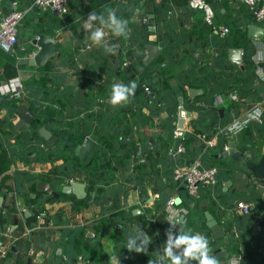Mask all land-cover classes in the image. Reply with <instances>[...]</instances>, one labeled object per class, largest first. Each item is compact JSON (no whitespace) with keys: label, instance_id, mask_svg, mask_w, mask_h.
<instances>
[{"label":"crops","instance_id":"obj_1","mask_svg":"<svg viewBox=\"0 0 264 264\" xmlns=\"http://www.w3.org/2000/svg\"><path fill=\"white\" fill-rule=\"evenodd\" d=\"M12 1L0 0V16L13 7ZM15 1L18 7L25 8L33 0ZM109 1L69 0L64 15L33 6L18 24L16 44L10 51L0 48V86L10 79L19 80L23 86L19 94L4 93L0 87V246H8L0 253V264H118V260L119 264H149L167 239L164 229L171 220L166 217L168 223L163 226L156 216L163 209L173 212L166 206L168 197L177 194L178 206L188 209L180 195L185 191L183 185L176 186L179 190L171 187L168 195L159 186L167 181L174 166L195 159L202 165L219 166L217 183H221L224 195L206 194L205 187L212 191L217 183L203 184L201 199L205 201V211L222 226L223 236L211 234L205 215L203 222L217 239L215 255L220 264H231L239 255L238 264L244 247L238 241L239 235L230 243L227 230L236 226V216L243 213L238 214L226 200L233 193L246 197L252 213L239 219L241 235L249 244L264 246V189L259 188L260 180L245 164L246 154L258 161L264 153V123L251 120L238 134H230L224 127L246 119L256 107L264 109V79L260 77L264 74V59H260L264 57V35H248L252 23L264 32V21L256 20L242 0H207L214 10L212 24H207L203 11L191 8L188 0H139L130 16L116 10L118 16L129 21L130 34L127 38L109 34L108 42L118 46L112 55L92 45L89 32L83 28L89 13L100 14L106 6L112 7ZM144 16L146 30L142 32L136 25ZM222 26L229 27L226 36L220 33ZM41 32L56 39L57 53L41 65L20 62L24 55L38 49L32 39ZM228 40L231 45L226 46ZM148 43L160 46L148 63L157 66V85L151 88L148 84L147 91L134 80V97L126 105L113 107L109 102L112 85L128 84L131 77L137 78L138 64L131 58L142 51L145 63ZM86 44L91 47L84 48ZM231 47L242 48L243 67L229 60ZM215 56L219 63L213 59ZM127 59L130 63L124 65ZM31 79H36L34 85L40 89L35 112L26 100L25 84ZM177 87L182 91L172 98V90ZM70 88L73 95L58 100L66 108L58 115H46L59 106L50 98V91L62 93ZM233 90H237L236 99L231 97ZM72 98L75 107L71 108L66 101ZM20 106L32 112L29 121L20 114ZM180 106L189 115L184 117V150L178 157L173 149L176 137L171 133L173 127H178ZM261 118L264 120V116ZM68 120H74L68 135L74 162H68L63 155L70 154V145L55 146L57 139L53 138L59 133L57 128L66 127L62 123ZM42 126L50 132L48 137L40 132ZM87 136L96 142L92 154L98 147L106 150L97 174L105 178L104 183L89 181L87 161L92 154L82 160L76 151ZM42 138H53L54 146H46ZM231 140L243 152L239 161L221 155ZM41 180L49 182L51 189L40 188ZM73 180L86 183L82 197L64 191V186ZM53 190L58 196H50ZM238 200L241 199L233 200L234 206ZM38 207L43 208L41 213ZM4 211L7 216L2 218ZM37 213L41 214L39 218ZM36 224L34 230L22 234ZM65 227L77 230L65 231ZM7 228L18 236L16 241L9 243L4 233ZM127 228L133 235L138 229L149 237L147 251L136 253L126 248L128 238L123 231ZM33 232L39 234L34 237L35 247H24L20 238ZM88 251L90 257L84 256ZM218 251L225 254L218 255Z\"/></svg>","mask_w":264,"mask_h":264},{"label":"trees","instance_id":"obj_2","mask_svg":"<svg viewBox=\"0 0 264 264\" xmlns=\"http://www.w3.org/2000/svg\"><path fill=\"white\" fill-rule=\"evenodd\" d=\"M15 1V0H13ZM12 1V2H13ZM17 2V1H16ZM110 5L118 11V13L120 14H124L126 16H130L132 14V12L136 9L139 0H110ZM12 8V7H11ZM192 8V7H191ZM252 11V10H251ZM204 19V18H203ZM213 22H214V18H213ZM137 28L144 32L146 30V22L142 21V18L139 19L138 23H137ZM136 26L134 27L136 30ZM229 28V27H228ZM228 33V32H227ZM227 35V34H226ZM225 35V36H226ZM145 41H143L142 43H140L139 48L140 50H142L143 46H144ZM226 46L231 45V42L228 40L225 42ZM225 46V47H226ZM253 51V49H250L249 52ZM248 52V53H249ZM101 55H104V52L101 53ZM133 60V62L135 64H138V75L137 78L134 79L135 77H131L129 82L131 81H136L138 84H142V86L144 84L146 85H150V87H155L157 85V80H156V75L154 73V71L157 69V66L155 64H145L144 63V58H143V54L142 51L138 53V55H136L135 58H131ZM213 59H215L216 62L219 63V59L218 56H215ZM247 59V58H246ZM133 66V64H132ZM102 69H104V64H102ZM108 69V68H107ZM254 73V71H253ZM167 79V77H165V80ZM36 83V79H31L29 82H27L25 84V89L28 91L27 95H26V100L29 101L32 110H34L35 112V108H34V104H37L40 102V98L38 97L40 89L38 87H36L34 84ZM144 88V87H143ZM161 88V85L159 87V90ZM182 91L181 88H174V90H172V92L174 93V96H171L172 98H175V93H180ZM73 90L70 88L69 90H66L62 93H59L58 91L54 94L53 91H50V98L54 99L55 101L58 102V107L54 110H50V112L46 113V115L51 116V115H58L62 112L63 109L66 108V106L63 103H60L58 100H61L63 96L72 94L73 95ZM240 95H242L244 92L243 90L239 91ZM162 95V93H161ZM68 103L69 106H74V99H70L68 101H66ZM9 109L12 111L14 109L13 105L9 107ZM81 110V108L77 109L74 112H70L71 115H74L77 113V111L79 112ZM72 111V109H71ZM173 112H175V109L170 110V113L173 114ZM40 113H37V117L39 116ZM69 114V111H68ZM174 118V115H172ZM77 118V117H76ZM73 121L74 120H68V121H63L62 124H64L66 127L64 128H57L59 131V133H57L53 138L57 139V143L55 144V146H63V144H67L70 145V154H63L68 162H74L73 160V153H72V147H73V143L70 141L69 139V132L71 131V128H73ZM60 124V123H59ZM60 124V125H62ZM174 128V127H173ZM172 128V133L171 135L174 134V129ZM26 137V139L28 140V136H23V138ZM53 138L51 139H43L44 140V144L46 146L49 147H53L54 143L52 142ZM165 144V142L163 143ZM39 152V151H38ZM53 152V150H52ZM104 153H106V150L103 147H98L97 150L92 154L91 158L87 161L88 164V174L90 175V179L89 181H93L96 183H104L103 181H105V178H103V176H97L100 167L104 164ZM41 155V151L39 153ZM53 154H55V152H53ZM45 155V153H44ZM209 165H214L217 168H219V166L215 163L212 164H208V165H203V166H209ZM221 177V176H220ZM219 178V175L217 174V180ZM220 179V178H219ZM141 182V181H140ZM168 185V186H167ZM178 184L176 183V181L173 180L172 178V171L170 172V175L167 176V181L165 183H162L161 186H159L160 190H164L163 194L164 195H168L169 191L171 190L170 188L175 186V188L177 190H179V186L176 187ZM210 186V185H209ZM185 187V186H184ZM174 188V189H175ZM201 189H202V185L199 187V195L193 196L191 194H188L187 189L185 187V191H181L180 195L182 197L183 202L188 205V212L186 215V223L184 224V230H191L193 233L197 232L199 234L204 235L208 240H209V245L212 249V254L215 255V252L217 250V239L213 238L208 230V227L206 225H204V211L206 209V206H202V204L205 202L201 199ZM257 189V188H256ZM256 189L254 188V191H256ZM159 190V189H158ZM205 191L206 194L210 195V193H212V195H224V191L222 190V186L221 183H217L214 188L211 189L209 187H205ZM254 192V194H256ZM58 196L57 192H55L54 190L52 191V193L50 194V196ZM254 197V196H252ZM234 199H241V200H245L246 201V197H244L241 194H237V193H233L229 195L228 200H226V202L229 204V206H231V208H235L234 204H233V200ZM192 202H194L196 205L192 206L190 205ZM41 211H43V208L38 207V212L41 213ZM252 212H247V213H243L242 215L236 216V228H237V232L239 235V239L238 241L241 243V245L244 247V251L245 253L241 256L240 262L238 264H264V246H262L259 243H248L247 240H245L242 235H241V224L239 222V219L242 216L245 215H251ZM166 214L167 211L165 209L160 210L156 216V219L163 224H166V222L168 223L167 219H166ZM2 218H5L7 216V212L4 211L3 213H1ZM55 217V215H54ZM55 219V218H54ZM56 220V219H55ZM63 223H67L65 219L61 220ZM234 223V224H235ZM232 225V224H231ZM230 225V226H231ZM229 227V226H228ZM170 228V224L168 223L165 227V231H164V236L167 238L166 233ZM231 228V227H230ZM229 228V229H230ZM227 230V239L229 240L230 243L233 242V240H237L236 236L233 235L231 230ZM63 230L68 231V230H77V228H70V227H65L63 228ZM131 229L127 228L123 231V233L125 234V236L128 238L129 235H133L134 233L132 231H130ZM133 233V234H132ZM37 235L38 232H33L30 233V236H23L20 238V242L22 243V245L24 247H26L28 244L32 245L33 247H35V238L34 237H38ZM237 235V236H238ZM94 246H97V243H93ZM93 245H91V249L93 247ZM86 250V249H85ZM91 252L88 251L86 252V254H83L84 256H89L90 257Z\"/></svg>","mask_w":264,"mask_h":264},{"label":"clouds","instance_id":"obj_3","mask_svg":"<svg viewBox=\"0 0 264 264\" xmlns=\"http://www.w3.org/2000/svg\"><path fill=\"white\" fill-rule=\"evenodd\" d=\"M129 21L117 15L116 9L106 6L100 14L91 12L84 19L83 28L89 32V39L92 45L102 47L106 53L115 55L117 45L108 42V36L127 38L130 34ZM264 59V57H260ZM137 88L135 81L124 83H114L111 88L110 103L113 107L126 105L134 97ZM264 116V109L254 108L248 117L243 121H235L227 129L230 133L238 134L244 126L251 120L264 123L261 117ZM184 221L169 222L170 228L166 233L167 239L161 252L157 254L155 260L149 264H220L216 255L212 254L209 240L202 234L193 233L190 229L184 230ZM177 225L182 226L178 231H174ZM151 243L149 237L140 233L137 229L135 235H129L126 248L136 253L147 251ZM119 264V260H118Z\"/></svg>","mask_w":264,"mask_h":264},{"label":"built area","instance_id":"obj_4","mask_svg":"<svg viewBox=\"0 0 264 264\" xmlns=\"http://www.w3.org/2000/svg\"><path fill=\"white\" fill-rule=\"evenodd\" d=\"M252 10L253 16L258 21H264V0H242ZM189 5L194 9H200L203 11V18L204 21L207 24H212L213 18H214V10L210 3L207 0H188ZM37 6L40 8H49L54 10L59 15H64L67 13L69 9V0H33L32 3L25 8H21L17 6V2L13 1V7L6 13L2 14L0 16V48L4 51H10L11 48L16 44L18 40V24L20 20L23 18L26 11L33 7ZM147 17H142V21H146ZM229 31V28L227 26H222L220 28L221 35L225 36L227 32ZM90 44H86L84 48H90ZM33 52L32 54H34ZM31 54V55H32ZM130 63V60H125L123 62L124 65H128ZM262 79H264V74H261L260 76ZM1 90L4 93L9 94H19L23 92V86L17 79H10L5 80L1 82ZM144 89L149 91L150 87L149 85L144 84ZM237 90H233L231 93V97L236 99L237 98ZM262 119V118H261ZM245 120V119H244ZM243 121V120H242ZM234 122L226 125L224 127L225 130L228 129L230 125H232ZM230 133V132H229ZM234 134V133H230ZM174 136H177V128L174 129ZM212 141L209 140L208 143H211ZM228 147V145H225V149ZM184 150V145L180 144L178 146V152H181ZM217 174H218V168L214 165L209 166H203L200 163L199 159H195L190 162V164H179L173 167L172 169V178L178 185H184L187 189L188 194H191L193 196H198L199 193V187L203 184L207 185H215L217 183ZM177 194H172L168 197L166 206L173 209V212L170 213L167 211L166 217H168L171 222L172 221H179L181 218L185 221L186 215L188 212V209H186L183 206H178L177 203ZM251 204L248 201L244 200H238L235 203V211L238 214L247 213L250 211ZM37 218L41 216L40 213L36 214ZM36 227H38V224H36L33 227H28L26 231H24L22 234H26L28 232H31ZM229 230L232 231L234 236L238 235L236 226H232ZM5 235H7L9 239V243L16 241L18 236L12 235L9 228L5 229ZM7 243V245H9ZM8 246H0V253H4ZM239 258V255L234 257L231 260V264H236L237 260Z\"/></svg>","mask_w":264,"mask_h":264},{"label":"water","instance_id":"obj_5","mask_svg":"<svg viewBox=\"0 0 264 264\" xmlns=\"http://www.w3.org/2000/svg\"><path fill=\"white\" fill-rule=\"evenodd\" d=\"M248 35L250 36L259 35V37L262 38L264 35V32H263L262 27H260L259 25L255 23H252V25L249 26ZM32 42L38 46V49L32 55H28V54L24 55L22 58H20L19 60L20 62L41 65L47 59H49L50 57L54 56L57 53L56 52L57 51L56 39L44 32H41L37 36H35L32 39ZM146 47L148 49V53L145 57V63L148 64L158 54L160 50V46L154 43H148ZM228 52H229V60L234 61L243 67L242 48L241 47H231L228 50ZM190 91H192V89H190ZM179 111H180L179 113L180 116L178 117V120H177V126H178L177 136H176L174 147H173L178 157H180V153L177 151L178 146L182 143L181 141H182L183 134H184V129L182 126L184 117L189 115L187 112H185V109L183 106L179 107ZM19 112L22 115V117L25 119V121H29L33 115L32 112L24 106L19 107ZM40 132L44 136H47V137L50 134V132L47 131V129L44 126L41 127ZM95 144L96 142L91 137L87 136L84 139L83 143L76 147V151L79 153V156L82 160H87L91 156L94 150ZM242 154L243 152L234 146V142L232 140L228 143V147L221 153V155H224V156H228V155L232 156L236 161H239L241 159ZM246 156L248 157V159L245 161V164L252 171L254 177L260 180L259 188L264 189V153L258 161H254L251 154H246ZM187 164H190L189 160L187 161ZM38 186L44 190L51 189L50 183L43 181V180L38 182ZM63 189L66 192L73 191L78 197H82L83 195L86 194V183L79 181V180H73L69 184H66ZM2 199H3V196H0V205H1ZM178 200L179 199H177V201ZM205 216L207 219L206 223L208 227L210 228L211 234L214 237H222L224 234L222 230L223 228L218 223V221L213 217L212 213L206 210ZM181 227L182 226L177 225L174 231H178ZM140 233H142V231H140ZM217 254L222 255L225 253L223 251H218Z\"/></svg>","mask_w":264,"mask_h":264}]
</instances>
